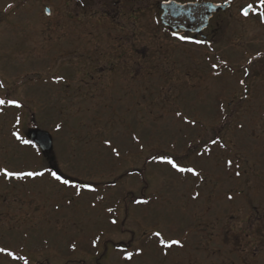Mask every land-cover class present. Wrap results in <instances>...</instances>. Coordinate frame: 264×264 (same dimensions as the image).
Segmentation results:
<instances>
[{"label": "rangeland", "instance_id": "obj_1", "mask_svg": "<svg viewBox=\"0 0 264 264\" xmlns=\"http://www.w3.org/2000/svg\"><path fill=\"white\" fill-rule=\"evenodd\" d=\"M63 6L64 0H0V98L24 105L0 114V169L50 168L98 191L82 190L77 197L47 174L35 181L0 180V247L26 256L29 264H264V250L253 243L259 235L252 209V181L264 174V81L257 79L264 64L252 71L257 91L251 100L239 101L244 94L238 84L247 61L238 53L243 46L264 51L263 28L234 33L232 27L226 38L229 77L202 83L197 78L194 87L184 74L193 48L178 49L169 62L160 58V71L150 76L136 60L145 38H125L120 45L111 38L115 31L102 29L98 38L92 25L80 33L84 37L77 29L67 32ZM131 40L140 51L126 62L121 52ZM32 129L52 136L51 156L12 136L17 131L28 139ZM212 137L225 147L208 142L211 151L197 156ZM160 154L186 157L183 163L200 177L175 173L153 159ZM134 197L150 203L133 204ZM109 206L115 213L106 211ZM112 218L118 225L109 223ZM155 231L161 236H153ZM96 236L100 241L93 248ZM172 240L183 246L166 247ZM137 249L143 250L139 256ZM127 252L134 253L132 261L124 259ZM0 264L24 262L0 254Z\"/></svg>", "mask_w": 264, "mask_h": 264}, {"label": "flooded vegetation", "instance_id": "obj_2", "mask_svg": "<svg viewBox=\"0 0 264 264\" xmlns=\"http://www.w3.org/2000/svg\"><path fill=\"white\" fill-rule=\"evenodd\" d=\"M258 3L259 0H201V5L189 12V0H175L171 6L166 5L164 0H85L83 6L80 0H64L63 10L66 15L62 23L65 24L64 30L68 32L72 28L77 29L81 37L86 35L87 27L90 25L96 27L98 38L104 37L101 35L102 29L105 31L111 29L116 32L111 38H119L120 45H123L122 39L125 38H145L139 48L143 50L142 56L136 60H139L140 69L145 70L148 75L160 71L157 69L163 65L159 62L160 58L163 62H169L173 53L189 46L193 48L188 54L190 66L184 74L194 81L190 85L197 87L199 85L195 82L197 78L202 83L212 82L213 76L216 79L220 77L221 80L229 77L226 75L229 73L226 38L231 36L229 30L231 31L232 27L234 33L240 29L246 30L247 27L264 30V23H261V18L257 14L261 10ZM204 4L211 5V10L203 7ZM250 4L253 7L249 9V15L244 17L242 10ZM175 5H184L185 8L178 9ZM181 11L182 15L176 14ZM46 13L50 14V9H47ZM173 33L186 35L189 40H179ZM191 41H203V43L197 44ZM124 42L127 44L126 40ZM244 48L247 46H243L238 53L242 60L247 59L244 62L246 65L240 67V73L244 72L240 80L243 79L245 84L238 83L243 87L244 96L239 99L243 103L253 97L257 91L252 84V71L264 64V51L253 52ZM139 49L131 40L128 42V51L121 52V58L126 56L125 61L128 62V56L129 59H133L132 54L138 53ZM248 61L252 63L249 64ZM152 65L154 67H151ZM213 65L217 67L213 68ZM152 68L155 70H151ZM245 69L249 70L250 75H245ZM161 70L160 73L169 77L170 71L166 68ZM176 75L177 84L180 81V74L176 72ZM261 77L264 81V75H260L257 79ZM252 183L254 185L252 209L255 216L253 224L255 233L259 235L258 238L255 237L253 243L259 250H264L261 247L264 227L260 222L264 219V174L259 172Z\"/></svg>", "mask_w": 264, "mask_h": 264}, {"label": "snow or ice", "instance_id": "obj_3", "mask_svg": "<svg viewBox=\"0 0 264 264\" xmlns=\"http://www.w3.org/2000/svg\"><path fill=\"white\" fill-rule=\"evenodd\" d=\"M81 5H84L85 0H80ZM164 3L168 6H171L175 3V0H164ZM201 5V0H189V6H188V11L191 12L193 11L197 6ZM176 8L178 9H184L185 6L184 5H175ZM203 7L208 8L209 10H211V5L208 4H204ZM253 7V5H248V7H246L245 9L242 10V15L244 17H247L249 15V9H251ZM258 7L259 9H261L257 14L260 16L261 18V23H264V0H259L258 3ZM177 15H182L183 12H177ZM174 36L177 37V39L179 40H183V41H187L189 40V38L186 35H180L179 33H173ZM193 43H203V41H191ZM226 63V62H225ZM249 64L252 63V61H248ZM213 68H216V65L212 66ZM245 75H250V72L248 69H245ZM57 82H59L60 80L63 79V77H56L55 78ZM239 84L243 85L245 84V81L243 79L238 81ZM4 85L0 84V88H3ZM10 96V94H8ZM5 107H10V108H14V109H21L22 107H24V105L21 103L20 100L18 99H12V98H7V97H3L0 98V114H2L4 112V108ZM219 107L221 109L224 108V105L221 104L219 105ZM176 115L182 116V113L177 112ZM183 122L185 124H190L193 127L196 126L197 121L196 120H189L187 117L183 118ZM21 123L20 121V117H16L15 118V125L14 126H19ZM240 127L242 128L243 125H240ZM55 128L57 131H60L61 129V125L60 124H56ZM12 136L15 137V139L17 141H19L21 144L24 145H28L30 146L32 149H35L37 154H39L40 149L37 147V143L34 142L31 139H25L23 135H21L19 132L17 131H13L12 132ZM134 140H137V142H139L138 137L133 136ZM210 142L212 145L218 146L220 148H224L225 145L220 143V141L217 138H209V141H206L204 144L201 145V147L204 149L203 152H196L197 156H204L206 153H209L211 150L207 148V143ZM105 144L108 145L109 147H111V151L112 153L116 156L119 157L120 156V151L118 150V148L116 147H112V142L109 140L105 141ZM189 147H191V145H189ZM154 160L158 161L161 164L170 166V168L172 170L175 171V173H179V174H186V173H190L193 177H197L199 178L201 173L198 172L194 167L188 166L187 164L183 163V161L186 159V157H174L172 155H167V154H160L156 157H153ZM229 166H231L232 162L229 161L228 162ZM238 166V165H237ZM48 175L52 178V180L58 182L60 185L64 186L65 188H71L74 190V195H76L77 197H82L83 196V191L82 190H87V192L90 193H96L98 191V186H94L92 183H88V182H80V183H76L73 181V179L71 177L65 178V176H63L62 174H58L57 171H53L50 168H45V170L40 171V170H9L7 168H2L0 169V180H3L5 182H11L13 180L15 181H24L26 178H31V180L35 181L37 178H44L45 175ZM236 175H239V172L236 173ZM199 195V193H197V196ZM100 200H103V197H97ZM196 197H193V199H195ZM228 199H232L231 196L228 197ZM132 203L136 204V205H148L150 203L149 199L147 198H137L134 197L132 199ZM91 207L95 208L96 204L92 203L90 205ZM106 211L108 213H115L116 209H114L113 207L109 206L107 207ZM109 223L111 225H118V219L117 218H112L110 219ZM121 227V230H123V227ZM153 236L155 237H160L161 236V232L160 231H155L152 233ZM100 241V236H96L92 239L91 241V245L93 248H96L98 245V242ZM46 243V241H45ZM161 244H165V241L161 240L160 241ZM172 245H177V246H183L181 244V241L179 240H172L170 243H167L165 246L166 247H171ZM72 251L76 250V245L72 244L71 245ZM142 249H137L135 251V255L139 256L142 254ZM0 254H4L7 257L10 258L11 261H18V260H22L24 262V264H29V259L24 256V255H17L15 251L10 250L8 247H0ZM167 254V253H165ZM133 252H127V254L125 255L124 259L127 261H132L133 259Z\"/></svg>", "mask_w": 264, "mask_h": 264}, {"label": "water", "instance_id": "obj_4", "mask_svg": "<svg viewBox=\"0 0 264 264\" xmlns=\"http://www.w3.org/2000/svg\"><path fill=\"white\" fill-rule=\"evenodd\" d=\"M27 136L29 139L37 143V147L42 153L46 156H51L54 151V144L53 138L48 132L39 129H32L27 133Z\"/></svg>", "mask_w": 264, "mask_h": 264}, {"label": "trees", "instance_id": "obj_5", "mask_svg": "<svg viewBox=\"0 0 264 264\" xmlns=\"http://www.w3.org/2000/svg\"><path fill=\"white\" fill-rule=\"evenodd\" d=\"M46 156V155H45ZM47 157H49V156H47Z\"/></svg>", "mask_w": 264, "mask_h": 264}]
</instances>
